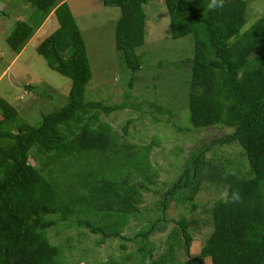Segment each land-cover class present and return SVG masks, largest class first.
<instances>
[{
	"label": "trees",
	"instance_id": "obj_1",
	"mask_svg": "<svg viewBox=\"0 0 264 264\" xmlns=\"http://www.w3.org/2000/svg\"><path fill=\"white\" fill-rule=\"evenodd\" d=\"M25 1L34 11L28 20H16L5 37L10 54H19L53 13L58 27L35 50L50 69L70 80V88L65 105L40 114L35 123L0 96V264H76L68 255L77 253L81 243L69 229L80 237L82 229L99 235L97 246L108 238L134 242L139 258L148 256L151 264H173L181 249L190 258L192 238L184 219L176 222L168 247L157 257L148 237L161 229L172 201L195 209L194 199L204 185L223 187L226 193L209 211L212 231L199 256L211 264H264V14L253 18L249 0H225L215 11L208 8L210 0H163L170 37L192 36V57L183 60L189 115L187 124H181L163 104L152 102L149 111L158 114L155 123H168L178 133L197 135L212 127L222 133L208 141L196 139L174 177L163 184L165 189L151 190L158 171L149 157L160 137L144 146L130 144L124 137L132 120L118 135L102 119L140 105L87 100L91 70L67 3ZM149 1L103 0L121 10L115 46L131 72L128 89L142 65L137 51L145 41L144 5ZM248 18L253 20L249 25ZM181 150L175 145L171 153L178 157ZM238 151L246 169L235 165ZM150 191L161 194L156 211L149 214L154 219H144L143 228L132 236L123 235L140 214L143 193ZM120 247L127 249L125 243ZM132 255L125 253L120 261L110 258L108 264H134Z\"/></svg>",
	"mask_w": 264,
	"mask_h": 264
},
{
	"label": "rangeland",
	"instance_id": "obj_2",
	"mask_svg": "<svg viewBox=\"0 0 264 264\" xmlns=\"http://www.w3.org/2000/svg\"><path fill=\"white\" fill-rule=\"evenodd\" d=\"M65 3L83 36L91 70L85 98L102 101L107 105L122 103L124 100L128 104L140 105L139 108L127 106L108 117L102 116V119L107 121L118 135L123 134L122 127L127 121L132 120L128 125V135L124 137L130 144L144 146L150 144L154 136L160 137L161 144L153 146L149 157L152 167L158 171L156 184L151 186V190H164L166 186L163 184L174 177L186 153L197 143L196 139L208 141L222 133V130L213 127L197 135L178 133L168 123H155L153 116L158 117V114L154 112L151 115L149 111L152 110L150 107L152 102L163 104L176 113V120H179V123L187 124L189 85L186 61L183 60L192 57V36L171 38L164 1L151 0L146 3L145 41L137 51L142 54V65L136 73L138 80L133 83L132 89H128L131 72L115 46V27L121 17L120 8L105 5L103 0H68ZM249 3L248 8L253 18L264 14V0H249ZM0 9L5 13L3 15L0 13V94L17 108L21 117L35 123L41 118L40 114L53 112L65 105L70 88V80L50 69L35 50L36 46L58 27V21L53 15L51 23L34 33L17 62H13L3 73L11 56L5 37L11 32L16 20H28L34 6L25 0H0ZM252 21L248 18L247 24ZM17 96L22 99L18 100ZM165 117L164 115L162 118ZM175 145L182 148L178 157L171 153ZM236 157L238 162L235 165L246 169L239 151ZM225 190L223 187L216 189L204 185L194 199L197 205L195 209L187 202L172 201L166 211L167 219L159 224L162 226L161 229L153 231L148 237L154 257L166 250L169 233L177 227L176 222L182 219L187 221L186 225L192 238L191 257L199 256L201 246L212 231L209 211L215 200L225 196ZM160 200L161 194L144 192L140 214L135 219L132 218L123 230V235L132 236L143 228L144 219L153 220L154 215L151 217L149 214L156 211V204ZM80 232L81 237L76 236L75 229H69L67 232L81 243L78 245L77 253L74 252L71 257L67 253L73 263L108 264L110 258L120 261L125 253L132 252L134 264H151L148 256L139 258L136 253L138 246L134 242L108 238L105 244L97 246L95 242L99 235H93L84 229ZM48 233L51 240L57 243L56 232L50 229ZM123 243L127 246L126 250L120 247ZM176 254L177 259L173 264H186L189 258L185 251L181 249L176 251ZM203 260L204 264H211L210 259ZM133 262L126 260L124 264Z\"/></svg>",
	"mask_w": 264,
	"mask_h": 264
},
{
	"label": "crops",
	"instance_id": "obj_3",
	"mask_svg": "<svg viewBox=\"0 0 264 264\" xmlns=\"http://www.w3.org/2000/svg\"><path fill=\"white\" fill-rule=\"evenodd\" d=\"M67 2L68 0H61V1H57V4H61L62 2ZM53 13H51V14H49L48 15V17L46 18V20L43 22V24L36 30V32L37 31H39V30H42V29H44V28H46L48 25H49V23H51L50 21H51V18L53 17ZM35 32V33H36ZM31 39V38H30ZM29 39V40H30ZM29 42H27V44H28ZM26 44V45H27ZM26 45H25V47H26ZM25 47L21 50V52L19 53V54H17V55H13V54H11V56H10V61H9V64L7 65V67H5V69L2 71L3 73L5 72V70L13 63V62H17V60H18V58L22 55V53H23V51H24V49H25ZM19 95V94H18ZM0 96H2L1 94H0ZM3 97V96H2ZM18 97V100H21L22 98H20V96H17ZM4 98V97H3ZM9 102V101H8ZM10 103V102H9ZM12 104V103H11ZM13 105V104H12ZM14 106V105H13ZM15 107V106H14ZM16 108V107H15ZM17 109V108H16Z\"/></svg>",
	"mask_w": 264,
	"mask_h": 264
},
{
	"label": "clouds",
	"instance_id": "obj_4",
	"mask_svg": "<svg viewBox=\"0 0 264 264\" xmlns=\"http://www.w3.org/2000/svg\"><path fill=\"white\" fill-rule=\"evenodd\" d=\"M225 0H210L208 8L210 11H215L224 6Z\"/></svg>",
	"mask_w": 264,
	"mask_h": 264
},
{
	"label": "water",
	"instance_id": "obj_5",
	"mask_svg": "<svg viewBox=\"0 0 264 264\" xmlns=\"http://www.w3.org/2000/svg\"><path fill=\"white\" fill-rule=\"evenodd\" d=\"M186 264H204V260L200 256H194L186 261Z\"/></svg>",
	"mask_w": 264,
	"mask_h": 264
}]
</instances>
